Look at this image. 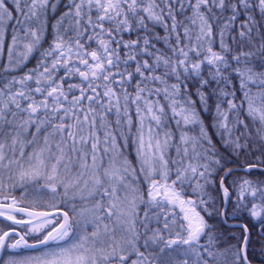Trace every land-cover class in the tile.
<instances>
[{"label":"snow or ice","instance_id":"snow-or-ice-1","mask_svg":"<svg viewBox=\"0 0 264 264\" xmlns=\"http://www.w3.org/2000/svg\"><path fill=\"white\" fill-rule=\"evenodd\" d=\"M0 264H264V0H0Z\"/></svg>","mask_w":264,"mask_h":264}]
</instances>
